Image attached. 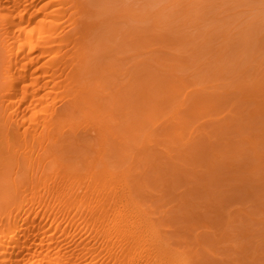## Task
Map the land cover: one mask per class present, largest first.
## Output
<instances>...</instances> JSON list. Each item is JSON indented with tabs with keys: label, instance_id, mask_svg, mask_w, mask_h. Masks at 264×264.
Returning a JSON list of instances; mask_svg holds the SVG:
<instances>
[{
	"label": "rangeland",
	"instance_id": "rangeland-1",
	"mask_svg": "<svg viewBox=\"0 0 264 264\" xmlns=\"http://www.w3.org/2000/svg\"><path fill=\"white\" fill-rule=\"evenodd\" d=\"M81 1L91 8L87 18L82 8L74 14L85 21L78 28L94 27L71 52L87 56L94 101L71 119L79 133H68L79 137L72 148L78 188L130 194V210L144 225L138 233L151 238L147 246L141 239L143 247L157 242L152 250L177 256L176 264H264V0ZM66 2L43 8L36 1L31 26ZM33 189L21 194L22 203L37 195L22 217L40 208L45 189ZM57 206L37 215L48 232L60 222L68 249L88 242L102 248L92 262L120 264L100 241L113 211L111 218L94 213L91 232Z\"/></svg>",
	"mask_w": 264,
	"mask_h": 264
},
{
	"label": "bare ground",
	"instance_id": "bare-ground-1",
	"mask_svg": "<svg viewBox=\"0 0 264 264\" xmlns=\"http://www.w3.org/2000/svg\"><path fill=\"white\" fill-rule=\"evenodd\" d=\"M36 1L38 0H0V264L100 263L92 262L91 259L92 256H99L102 248L98 252L95 249L97 247L90 246L88 242H80L78 248L68 249L70 239L68 235L61 237L60 222L52 223L51 232H48V226L41 223L42 217L37 216L39 210H47L56 201L58 208L54 207V211L57 209L68 216L74 212L78 225L87 226L91 232L98 227L97 220L91 222L94 213L102 217L108 214L111 218L109 212L113 211L114 216L110 219L112 223L106 219L108 216L105 218L109 225L105 230L102 228L100 241L104 245L108 244L105 249L115 255L120 264H139V254L144 250L137 252L141 248L138 247L139 243L143 247L145 244L142 245V242H149L151 238L147 240L148 236L147 239L144 238L145 234L144 237L140 236L144 225L140 223V218L138 221V216L135 217L138 214L130 210L131 206L134 208L131 195L126 192L123 195H119V192H106L105 188L97 189L96 185H92L93 188L85 187L84 190L78 188L83 185L78 186V151L74 152L79 137H74L77 133L72 131L75 126L71 119L78 112L89 113L94 99L90 85L85 80L89 69L85 61L87 56L79 54V48L74 52H71V48L80 46L78 44L83 43L84 39L87 42L90 35L88 31H84L94 27L93 23L89 27L86 21L87 27L82 32L78 27L85 23L84 19L74 17L79 12L78 8L84 9L86 17V12L91 8L90 1L87 2L89 5L84 4L88 6L85 7L81 0H67L54 10L45 12L50 15L49 18L39 17L31 26L34 19L38 18V13L35 12L37 10L30 12ZM55 1L44 0L43 8L53 5ZM30 13L31 17H27ZM26 18L29 23L24 25L22 20ZM69 22L77 29L73 27L74 31H65ZM92 33L90 32L91 35ZM42 58L44 61L40 62ZM24 123L28 124L24 126ZM88 127L93 132L96 130L92 124ZM98 128L103 132V126ZM75 130L77 132L78 129ZM65 133L70 140H67L69 138ZM71 141L73 144L69 148L68 143ZM64 149L70 151H67L69 154L66 156ZM67 156L70 159L66 161ZM31 187L36 188L33 189V195L38 194V188L44 187V196L38 202L40 208L36 213L22 217L21 210L34 203L37 197L30 196L29 200L24 198V203L21 202L23 199L20 201L21 194ZM9 189L11 192L12 189L16 191V195L10 196ZM50 194L55 195L56 200L49 198ZM80 200L82 205L78 206ZM122 208L128 212L122 211ZM147 231L150 233L149 229ZM64 232L67 233L68 230L64 229ZM113 237L114 242L109 241ZM152 243L151 248L150 244L149 248H145L147 243L143 247L148 251L141 255L145 256L143 264H174L177 261V256L173 254H159V247L152 250L157 242Z\"/></svg>",
	"mask_w": 264,
	"mask_h": 264
}]
</instances>
